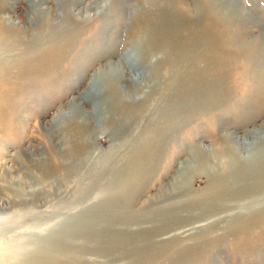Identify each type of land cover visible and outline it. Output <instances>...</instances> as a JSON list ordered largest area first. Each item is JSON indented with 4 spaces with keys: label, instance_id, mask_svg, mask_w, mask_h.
<instances>
[{
    "label": "rangeland",
    "instance_id": "obj_1",
    "mask_svg": "<svg viewBox=\"0 0 264 264\" xmlns=\"http://www.w3.org/2000/svg\"><path fill=\"white\" fill-rule=\"evenodd\" d=\"M14 2L0 0V264H46L63 227L75 264H264V232L240 242L232 221L259 222L244 215L264 190L223 193L262 178L264 0ZM112 62L118 99L93 95Z\"/></svg>",
    "mask_w": 264,
    "mask_h": 264
},
{
    "label": "bare ground",
    "instance_id": "obj_2",
    "mask_svg": "<svg viewBox=\"0 0 264 264\" xmlns=\"http://www.w3.org/2000/svg\"><path fill=\"white\" fill-rule=\"evenodd\" d=\"M15 2H17V0H14ZM21 1V0H20ZM40 1H43V0H40ZM46 1V0H45ZM58 1H60V0H58ZM79 0H73V4H74V2H78ZM123 1H125V0H123ZM215 1V0H214ZM217 1V0H216ZM14 2V3H15ZM12 6V5H11ZM9 7H10V5H9ZM13 7H15L14 5H13ZM12 7V8H13ZM0 8H2L1 6H0ZM226 8H228L227 6H226ZM1 11V10H0ZM2 12V11H1ZM226 12H227V10H226ZM223 17V16H222ZM222 17H220V18H222ZM3 17L0 15V20L2 19ZM106 31H107V29H103V32H105L106 33ZM0 32L1 33H4L3 31H1V28H0ZM163 31H160L159 33H162ZM0 33V34H1ZM158 33V34H159ZM108 44V45H110V46H113L114 47V40H112V38L111 39H109V40H107V41H104V44ZM12 44H14V43H12ZM16 44V43H15ZM3 45H5V44H3ZM18 45V44H17ZM47 45V44H46ZM15 46V45H14ZM102 46V45H101ZM10 47V46H9ZM19 47V46H18ZM45 47V46H44ZM104 47V46H103ZM14 48V47H13ZM3 49V48H2ZM41 49V48H40ZM199 50V49H198ZM13 52V51H12ZM139 56V55H138ZM138 56H136V57H138ZM207 62V61H206ZM199 63V62H198ZM201 63V62H200ZM201 64H203V63H201ZM213 64V63H212ZM216 64V63H215ZM117 65L118 66H120L121 64H119V63H114V62H112V64H107V65H105L106 67H107V72L106 73H108V79H105L104 77H102L101 79H100V76H98L99 77V81H101V80H103L102 82L103 83H101V82H99L98 81V83H95V85L92 87L93 88V95L95 94V93H98V95H102V93H106V92H108L109 93V95L111 96V99L112 100H114L115 99V97H117L118 96V88L116 87V83H115V81H114V79L116 78H118V77H121L120 76V71H119V67H117ZM104 66V67H105ZM207 66V65H206ZM122 68H124V67H122ZM195 68V67H194ZM212 69H213V67H212ZM201 70V69H200ZM123 71H124V69H123ZM169 71V70H168ZM167 72V71H166ZM202 73V72H201ZM214 73V72H213ZM99 75V74H98ZM201 75V74H200ZM205 75H207V74H205ZM207 77V76H206ZM2 79V78H1ZM0 79V80H1ZM183 79V78H182ZM196 80H198V81H201V79L202 78H200V77H196L195 78ZM7 80V79H6ZM117 82V81H116ZM184 83H186L187 84V82H185L184 81ZM184 85V84H183ZM2 88V87H1ZM2 90V89H1ZM9 91V90H8ZM2 92V91H1ZM0 92V93H1ZM11 93V92H10ZM87 94V93H86ZM88 94L90 95L91 94V91H90V89L88 90ZM91 94V95H92ZM117 99H118V97H117ZM116 99V100H117ZM119 102V101H118ZM122 108H123V106H122ZM97 111V110H96ZM118 111V110H117ZM121 111V110H120ZM119 111V112H120ZM122 112V111H121ZM69 114H71V115H73V113H68V115ZM102 114H103V112L102 113H100L99 115H101L102 116ZM109 114H110V119H108V121L109 122H113V121H115L113 118H114V114H115V112H114V110L112 109V110H110V112H109ZM121 115V114H120ZM100 116V117H101ZM99 117V118H100ZM75 119H77V118H75ZM75 121V120H74ZM78 125H79V129H80V127H82V124L80 123V122H82V121H78V120H76L75 121ZM81 143H82V140H81ZM255 157V156H254ZM264 157V156H263ZM262 157V158H263ZM257 158H259L258 156H257ZM253 159V158H252ZM261 159V158H260ZM248 161H249V158L247 159ZM257 160V159H256ZM255 159H254V162L256 161ZM246 162V163H248L249 164V162ZM247 164V165H248ZM253 164H255V163H253ZM257 164V163H256ZM245 165V164H244ZM258 165V168L255 170V173H256V175H259V176H261L262 178L260 179H258V178H255V177H251V175L249 176V175H247V177H245V178H241V179H243V180H241L240 179V174L242 173L241 172V169L239 170L241 173L239 174V179L238 180H234V182H235V184H231L232 185V187H227V188H229V189H225V190H223V193H224V191H225V195L226 196H234V195H244L246 192H250V191H254V190H256V189H261V190H264V175H263V170H264V164H262L261 163V165L260 164H257ZM250 166H252L251 164H250ZM256 166V165H255ZM252 167H254V166H252ZM231 168V167H230ZM251 168V167H250ZM256 168V167H255ZM254 168V169H255ZM253 169V168H252ZM231 170H233V169H231ZM244 170V169H243ZM247 170V169H246ZM248 170H249V167H248ZM234 171V170H233ZM238 171V170H237ZM229 172V171H228ZM244 172V171H243ZM258 172H259V174H258ZM234 173V172H233ZM237 173V172H236ZM222 174V173H221ZM226 174V173H225ZM248 174V173H247ZM236 175V174H235ZM244 175H246V173H244ZM219 176V175H218ZM222 176V175H221ZM225 176V175H224ZM231 176V175H230ZM237 176V175H236ZM229 177V176H228ZM233 177V176H232ZM235 177V176H234ZM225 178H227V177H225ZM237 178V177H236ZM216 179H218V177L216 178ZM220 179V178H219ZM229 179V178H228ZM225 180V179H224ZM215 182V181H214ZM231 182H233V181H231ZM233 182V183H234ZM230 185V184H229ZM230 185V186H231ZM261 186V187H260ZM209 193V192H208ZM210 195V194H209ZM213 195V194H212ZM219 195H221L220 193H217V194H215V195H213V196H211V197H209V198H207L206 200H207V202H212L213 201V197H220ZM112 196V195H111ZM114 197V196H113ZM208 197V196H207ZM223 198V197H222ZM258 198V201H257V203H258V205H255V207H254V210L253 211H251V210H247V213H245V217H248L249 219L250 218H253V216L254 215H260V218H262L259 222L258 221H256V223H254V221L252 222V226L250 225V223H248V222H245L243 219V221L242 220H240V221H238L237 220V217L235 218V219H233L232 221L233 222H236V223H238V224H240L239 225V228H240V230L238 231L239 232V234H237V236H238V238H239V241L240 242H243V241H248V240H253L254 238H256L257 237V235L258 234H260V232H264V228H263V224H264V192H261L260 194H259V197L257 196L256 197V199ZM247 199V198H246ZM231 200V199H230ZM203 201H204V199H203ZM218 202V201H217ZM203 203V202H202ZM243 203V202H242ZM255 203V202H254ZM246 204V203H245ZM244 204V205H245ZM182 205V204H181ZM190 205V204H189ZM227 205V204H226ZM249 205V204H248ZM184 206V205H183ZM191 206V205H190ZM210 206H216V205H214V204H210ZM239 206V205H238ZM243 206V205H242ZM241 207V206H240ZM244 207V206H243ZM242 207V208H243ZM248 207V206H247ZM241 208V209H242ZM217 209L218 210H221V208H219V207H217ZM250 209V208H249ZM252 209V208H251ZM237 211V210H236ZM253 215V216H252ZM217 223L216 224H214L213 226H208L207 228H205V230H202L201 232H200V234H203V235H206V236H208V235H212L213 233H215V232H213V233H211L212 231H216L217 230V228H219L220 229V227H217L218 225H221V224H218V221H216ZM222 222V221H221ZM155 223V222H154ZM223 223V222H222ZM225 224V223H224ZM217 225V226H216ZM254 226H256V227H254ZM217 227V228H216ZM67 231H68V229H67V227H63L62 229H56L54 232H51V235H50V237H48V238H46V239H48V241H50V243H51V248H52V253L53 254H50V255H52V256H48L47 258V260H48V262H46V264L48 263V264H75V262L74 261H72L71 260V262H69L68 261V257L66 258V256L69 254V252L70 251H67V246H66V244H65V242L63 243V240H65V234L67 233ZM205 232H207V233H205ZM223 235H222V238L223 237H225L226 235H227V232L226 231H223V233H222ZM231 234V233H230ZM236 234V233H235ZM263 235V234H262ZM230 236V235H229ZM233 236V235H232ZM191 237H194V236H191ZM190 237V238H191ZM196 237V236H195ZM236 237V236H235ZM189 238V237H188ZM230 238V237H229ZM192 239V238H191ZM260 240H262V239H260ZM224 241V240H223ZM50 243H49V245H50ZM203 242H200L199 244H195L193 247L194 248H184V247H182V246H179V247H176V249H177V252L176 253H178V255H174L173 256V260L175 259V258H178V259H183L184 257L186 258L187 257V259H185L186 261H192L193 259L192 258H196L198 255H200V253H201V250H202V248L200 249V244H202ZM17 244V243H16ZM199 246V247H198ZM48 249V248H47ZM151 249V248H150ZM51 252V251H50ZM147 256V255H146ZM30 257V256H29ZM143 256H141V258H142ZM145 259V258H144ZM165 259V258H164ZM143 260V259H142ZM162 260V259H161ZM160 260V261H161ZM141 263H142V261H140ZM146 262V261H145ZM138 263V262H137ZM161 263V262H160ZM8 264H10V263H8ZM16 264H19V263H16ZM21 264V263H20ZM23 264V263H22ZM25 264H28V262L27 263H25ZM30 264V263H29ZM32 264V263H31ZM146 264H152V263H146ZM158 264V263H157Z\"/></svg>",
    "mask_w": 264,
    "mask_h": 264
}]
</instances>
